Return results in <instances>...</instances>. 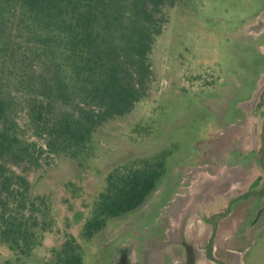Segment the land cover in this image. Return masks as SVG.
<instances>
[{
  "label": "rangeland",
  "instance_id": "rangeland-1",
  "mask_svg": "<svg viewBox=\"0 0 264 264\" xmlns=\"http://www.w3.org/2000/svg\"><path fill=\"white\" fill-rule=\"evenodd\" d=\"M263 5L264 0H178L167 10V22L152 44L147 94L129 113L97 127L89 143V156L81 166L69 157L50 154L44 140L33 135L34 98L17 89L20 80H36L39 69L20 39L13 37L16 56L0 66V90L12 99L9 119L17 135L35 143V151L43 149L39 166H21L32 192L48 199L55 226L21 261L0 243V264H42L50 259V249L62 240L64 231L77 235L83 219L75 222L73 211L80 210L84 218L88 215L103 177L112 168L162 152L168 153L163 180L141 207L118 218L124 224L138 218L144 222L152 212L144 226L155 220L176 233L182 213L193 205L183 226L187 238L194 239L196 264H215L204 254L211 228L207 219L200 217L199 206L208 217L237 192L264 177L257 163L260 145L254 132V123L259 125L261 117L246 108L264 87V76L259 80L252 77L250 82L245 78L249 54L253 58L257 51L253 46L260 41L258 30L251 25L259 20ZM248 10L257 12L248 16ZM74 107L53 104L56 113ZM67 182H72L69 188L65 187ZM194 191H202V196L191 197ZM174 193L180 198L174 199ZM263 204L264 196H250L233 204L227 217L218 218L224 227L212 242L215 255L224 254L231 264H264V209L259 220L251 222ZM245 215L248 220H243ZM112 228L109 225L81 242L82 264H102L103 243ZM117 231L115 227L114 235ZM173 260L176 262L162 264H181L182 259Z\"/></svg>",
  "mask_w": 264,
  "mask_h": 264
},
{
  "label": "trees",
  "instance_id": "trees-1",
  "mask_svg": "<svg viewBox=\"0 0 264 264\" xmlns=\"http://www.w3.org/2000/svg\"><path fill=\"white\" fill-rule=\"evenodd\" d=\"M178 0H0V66L15 59L13 37L38 65L37 79L17 89L33 97V135L50 154L83 164L101 124L129 113L147 94L149 54ZM74 109L54 112L53 104ZM12 99L0 90V243L24 260L55 226L48 199L31 190L22 164L39 166L43 149L24 141L9 119ZM167 152L112 168L89 213L75 209L77 235L63 232L42 264H82V241L111 218L138 209L165 176ZM21 168L16 171L15 168ZM72 182L65 184L69 188ZM74 193V190L71 191ZM68 224H66V228Z\"/></svg>",
  "mask_w": 264,
  "mask_h": 264
},
{
  "label": "flooded vegetation",
  "instance_id": "flooded-vegetation-1",
  "mask_svg": "<svg viewBox=\"0 0 264 264\" xmlns=\"http://www.w3.org/2000/svg\"><path fill=\"white\" fill-rule=\"evenodd\" d=\"M255 12H257V10H253ZM252 11V12H253ZM259 11V10H258ZM250 10H248L247 14L248 16L252 13ZM262 14V16H261ZM259 17L257 21H255L251 27L254 30H258V36L260 39V43L257 42L255 45L257 46H253V48H255L257 51L253 54V58L250 57L249 54V58H248V63H246V69L248 71L247 74H245V78L247 79V81L250 82L251 78H255V80H259L262 76H264V5L262 6V9L259 11L258 16ZM250 46H252L251 44H249ZM252 55V54H251ZM251 93V92H250ZM250 95H248L249 97ZM247 109L251 110L252 113H258L261 117V120L259 122V125L256 124V122L254 123V132L256 133V140L259 142V152L257 155V163L262 171V173H264V87H262L256 94L255 97H253V100L250 101V103L246 106ZM245 108V109H246ZM244 109V110H245ZM249 111V113L251 112ZM232 153L236 152L235 150H231ZM260 157H261V162H260ZM263 177V176H261ZM157 189V188H156ZM155 189V190H156ZM202 191L198 192L194 191L193 193L190 192V195H192L191 197L193 198H198V196H202ZM201 194V195H200ZM173 195V194H172ZM250 196H255L256 198L262 197L264 196V177L263 179H259V181H257L256 184H253L251 187H248V189H246L245 191H239L237 192L236 196L231 197L226 204L224 205V207H220L215 211H212L208 217H206L203 206H199L201 209L199 211L200 213V217L203 219H207L206 224L210 226L211 231L209 233V236L207 238V240L204 242V254L205 257L215 263V264H231L230 263V259L225 256L224 254H219V255H215L214 253V249L212 247V242L214 241V239L219 235V231L224 227L223 224L221 222L218 221V218L223 219L225 217H227L230 213V209L231 206L233 204H235L236 202L245 200L246 198L250 197ZM187 199L190 196H185ZM173 198L176 200L180 198V195H177L176 193H174ZM171 198V199H173ZM170 199V200H171ZM170 200L168 199L166 201V203L168 204L170 202ZM197 204V203H195ZM141 207V206H140ZM193 205H188V207L186 208V210L182 213V220L180 222V225L178 226L177 232L173 233V231L171 229L166 228L165 226L163 227L160 224H157L159 221H155V223H149L148 226H145V229L141 232L142 234H138L137 239L136 240V244H135V252L136 254L141 253L142 248L148 244L150 245L149 249L150 252H154V248L157 249V247H159L160 245H164L163 243H165V248L169 247L168 252H165V256L163 257V262L164 261H168L170 263H175L176 261H174L173 259H170V257H177V258H181V264H187V259L189 258V260L192 261V264H196L197 262V256H196V248L194 246V243L192 240H194L193 238H190L186 236V231L184 230V221L185 219L189 218L188 214L193 211L194 209H192ZM192 209V210H190ZM261 209H264V204L262 206ZM259 210V209H258ZM258 210L256 211L255 215L253 216L251 222L252 223H256L260 216L262 211L259 213V216L257 217V220H255L256 215L258 213ZM190 211V212H189ZM198 211V209L196 210ZM148 215H153L152 212L149 213ZM167 215V214H166ZM168 218L171 215V210H168ZM149 217V216H148ZM150 218V217H149ZM248 220L249 217L248 215H245L243 220ZM148 220V219H146ZM253 224V225H254ZM152 235V237L150 236L149 239H145V234L144 233H149ZM240 238V237H239ZM171 241H175L173 244L169 243ZM163 242V243H162ZM173 247H171L172 245ZM134 246V245H133ZM124 251L127 250H117L115 251V258L117 257V260L115 259L113 261L114 264H122L121 262V256L124 253Z\"/></svg>",
  "mask_w": 264,
  "mask_h": 264
},
{
  "label": "crops",
  "instance_id": "crops-1",
  "mask_svg": "<svg viewBox=\"0 0 264 264\" xmlns=\"http://www.w3.org/2000/svg\"><path fill=\"white\" fill-rule=\"evenodd\" d=\"M148 216L151 217L153 215H147V219H149ZM141 220H144V218L134 219V221L124 224L120 218L116 217L115 219L110 221L109 224H106L105 228L102 229L99 233L107 230L106 228L109 225L113 228L110 232H107V241L103 243L104 248L102 249V264H114L113 261L115 259L117 260L118 257L116 256L115 258L114 256L115 251L124 249L127 251H124L121 256L122 264H162L165 252H168L165 248V245H160L159 247H157V249H153L154 252H150V247L148 244H146L142 248L141 253L136 254L135 252V239H137L138 234H142L141 232L145 229L144 225H146V220L144 221L145 223ZM153 222L155 223V220H153ZM149 223L150 222H147V225H149ZM115 227L118 229V231L114 235L113 229H115ZM45 234L43 240L45 239ZM144 234L146 240L149 239L150 236L152 237L150 232ZM126 240H128L127 244L124 243ZM130 244L132 245L130 246ZM106 252L109 253L108 256H106ZM170 259L174 258L170 257Z\"/></svg>",
  "mask_w": 264,
  "mask_h": 264
},
{
  "label": "water",
  "instance_id": "water-1",
  "mask_svg": "<svg viewBox=\"0 0 264 264\" xmlns=\"http://www.w3.org/2000/svg\"><path fill=\"white\" fill-rule=\"evenodd\" d=\"M259 160H260V162H261V157H260V159H259ZM261 210H262V209H259V210H258V213H257V215H256V218H255V220H254V221H256V220H257V217L259 216V213L261 212ZM187 264H192V261H191V260H189V258L187 259Z\"/></svg>",
  "mask_w": 264,
  "mask_h": 264
}]
</instances>
